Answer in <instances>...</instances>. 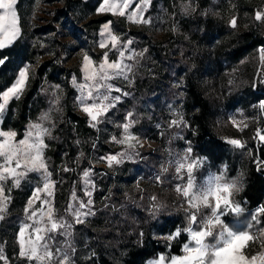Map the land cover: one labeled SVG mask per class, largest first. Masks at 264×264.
Wrapping results in <instances>:
<instances>
[{
	"label": "rangeland",
	"instance_id": "374dc122",
	"mask_svg": "<svg viewBox=\"0 0 264 264\" xmlns=\"http://www.w3.org/2000/svg\"><path fill=\"white\" fill-rule=\"evenodd\" d=\"M101 2L18 0L20 36L10 46L0 49V57L5 58V63L0 65L3 89L14 82L18 68L27 66L30 69V79L23 94L19 99L11 100L0 114V129L14 130L17 139H21L30 124L47 115L44 126L50 129V135L45 137L48 147L44 156L54 186L51 197L44 193L41 196L50 201L57 218L72 224L70 239L75 248V264L99 261L100 255L92 246L91 235H97L92 237L93 241L117 256L112 258L115 264H126L130 250L135 245L144 248L147 241L155 245L156 251L141 263L134 264H151L161 255L182 254L183 244L189 239L187 233L182 231L173 240L166 237L177 228L183 230L186 227L183 226L186 205L181 206L182 198L173 186L179 182L175 179V158L189 146L194 156L204 160L196 172L199 183H203L209 174H223L227 180L237 181L239 190H234L231 198L241 204L244 212L239 216L230 215L231 224L252 233L264 230V215L258 216L260 223L251 220L258 208L264 207V199L251 211L245 207L249 175L245 167L253 168L264 177V163H260L264 161V142L256 136L258 131L264 134V111L258 108L259 102L264 100V92L260 91L264 88V60L260 56L264 46L248 52L238 63L227 64L223 56L231 49L227 44L239 34L254 29L264 37V21L255 20V12L264 11V0H151L143 14L149 23L134 22V17L129 18L135 4L124 9L125 16H120L99 13L97 8ZM233 18L236 19L235 28L230 24ZM208 22L217 28L218 35L199 45L200 41H194L193 37L200 33L203 39ZM106 23H110L112 33L120 38L118 47L124 48V63L131 71L128 80L109 81L121 89L119 93H111L112 96L119 95L120 101L101 117V123L91 127L90 118L78 103L80 91L73 85V77L78 83H84L81 69L85 55L94 61L93 67H98L105 52H108L110 62L117 59L118 53L111 43L107 48L99 46L107 37V33L101 35ZM128 40L132 41L130 45ZM196 46H201L202 52L208 54L203 61L204 68L196 76L215 110L210 120L212 132L209 133L199 132L198 126L193 124V111L186 103L187 75L189 70L196 71L195 60L201 53ZM159 54L167 55L171 62H159ZM129 55L135 58L129 60ZM45 64L47 69L40 78L38 71ZM54 66L63 67L55 78L50 75ZM4 72L6 79H10L8 84ZM248 91L261 94L263 98H247ZM30 94L33 96L29 101V112L19 132L15 127L16 119ZM36 99L40 102L34 105ZM31 109L33 112L30 113ZM128 113H132L134 121L130 131L137 138L132 141L133 148L112 140V137H122L121 126L128 122ZM177 113L182 114L186 126H170ZM72 114L81 117L85 125L78 129L72 126ZM233 117L236 126L231 122ZM68 128L70 138L65 140ZM228 139H239L244 147L235 148L227 143ZM67 141L73 147L71 155L64 148ZM200 141L221 144L225 155L219 163L213 165L207 155L197 150ZM120 152L125 153L121 163H113L110 167L103 159ZM165 167L167 172L163 171ZM66 168L69 170L65 171ZM85 170L90 171L89 179L93 185L90 189L93 214L85 217L83 223H76L66 209L69 203L77 206L71 199L72 193L79 199H88L83 194ZM42 183L43 177L38 173H29L18 187L11 188V201L4 219L0 220V248L7 260H0V264H27L18 256L17 232L22 224L31 223L25 208L33 190ZM33 206L39 208V201L33 200ZM44 210L46 212L47 208ZM105 210L106 213L99 216V212ZM209 212L208 208L200 210L201 215ZM168 220L175 228L166 226ZM44 221L47 222L46 215ZM249 224H252L251 228ZM134 235L136 239H133ZM129 239L130 244L127 243ZM62 240L63 237L56 235L57 242ZM262 243L264 237L250 242L245 251L254 254L261 250ZM55 246L57 243L53 244ZM174 247L178 249L177 254L171 253Z\"/></svg>",
	"mask_w": 264,
	"mask_h": 264
},
{
	"label": "snow or ice",
	"instance_id": "6c2138e0",
	"mask_svg": "<svg viewBox=\"0 0 264 264\" xmlns=\"http://www.w3.org/2000/svg\"><path fill=\"white\" fill-rule=\"evenodd\" d=\"M18 0H0V49L10 46L20 36L19 18L16 5ZM151 0H102L98 5L99 13H111L125 16L124 9L135 4V8L129 18H135L134 22L149 23L144 12L150 5ZM255 20L264 21V11L255 12ZM232 27H236V19L230 21ZM107 33L106 39L100 43L101 48H107L111 43L112 49L118 53L117 59L109 61V54L105 52L98 64L93 67L94 61L88 56L83 57V81L78 83L77 78L73 77V85L80 91L77 97L81 110L90 118V126L96 127L101 123V117L105 116L110 109L114 108L120 101V96H112L111 93L121 92L109 81L123 78L128 80V72L131 71L129 65L124 63L125 51L120 45V38L114 35L110 29V23H106L101 35ZM132 41L128 40L127 44ZM261 59L264 60V49L260 51ZM135 57L129 55L127 59ZM5 63V58L0 57V65ZM29 67L17 69V76L14 82L0 90V114L6 110V106L13 99H19L23 94L30 76ZM127 95V93H122ZM58 102V98H57ZM90 102V103H89ZM258 108L264 111V100L260 101ZM47 115H42L37 122L29 125L23 138L17 139V132L11 129H0V220L4 219L7 211V204L11 201V188L18 187L29 173H38L43 177L41 186L33 190L32 197L27 201L25 212L27 219L31 223L22 224L17 232V242L19 245L18 256L24 258L27 264H75L73 253L72 224L63 218H57L53 214V207L48 199L41 196V193L51 197L53 182L51 173L48 170L44 150L48 147L45 137L50 135V129L44 126ZM122 127L123 135L121 138L112 137V140L120 145L133 148L132 141L137 138L131 133L130 128L134 121L132 113H128ZM234 126L237 125L236 119L231 118ZM185 125L182 114L177 113L175 118L170 121V126L179 127ZM256 136L264 142V134L260 131ZM227 143L235 148H243L244 145L239 139H228ZM125 156L124 152L112 154L104 157L111 167L113 163H121ZM204 160L193 155V149L189 146L182 155L175 158V179L179 181L174 187V191L182 198L181 206L185 207L187 226L182 230L177 228L174 233L166 237L173 240L184 231L189 239L183 244L181 255H161L151 264H264V243L261 250L253 253L246 252L250 242H255L264 237V230L252 233L249 230L237 231L233 228L230 215L239 216L244 212L240 203L232 200L233 191H238L237 181H229L223 174H209L203 183L197 181L196 172L200 170ZM264 163V161H260ZM69 169H65L68 171ZM164 172L168 168H163ZM90 171H83L84 196L88 199H79L76 193L71 194L72 201L77 202L74 207L72 203L67 205V211L73 216L76 223H83L84 218L93 214L91 206V181ZM11 181V184H8ZM157 181L160 177L157 176ZM155 200V197H152ZM33 200L40 203L39 208L33 206ZM45 208L47 211L45 212ZM201 208H208L210 212L201 215ZM87 209V211H83ZM47 216V222L44 216ZM264 215V207L258 208L257 212L251 216L254 223H260L258 216ZM249 228L252 224H249ZM27 233V236L25 235ZM56 235L63 237L62 241H56ZM57 246L53 247V244ZM0 260H7L0 248Z\"/></svg>",
	"mask_w": 264,
	"mask_h": 264
},
{
	"label": "trees",
	"instance_id": "16d2710c",
	"mask_svg": "<svg viewBox=\"0 0 264 264\" xmlns=\"http://www.w3.org/2000/svg\"><path fill=\"white\" fill-rule=\"evenodd\" d=\"M219 32H221V31H219ZM204 35L205 36L202 39V36L200 35V33H195V35L193 37L194 41L195 40L200 41L199 45L201 44L202 41L208 42V40H211V39L215 38L216 35H218L217 28L215 26L213 27V24L211 22L206 23V30H205ZM236 42H238V43H236ZM227 46H228V48H231V49L227 53L223 54V56L225 58V62L227 64L238 63L241 59H243L248 54V52L254 51L255 49H258V47H263L264 46V37L260 31L252 29V30L246 31L242 34H239V36H235L234 41H231L230 43H228ZM198 47L199 46H196L195 49L196 50L200 49L201 53H200V55H197V57H196L197 59L195 60V63H197L196 68H195L196 71L191 72L189 70L190 69L189 67L184 66L185 68H188V70H189L188 75H187L188 99H187L186 103H187V106L190 108V110L193 111V117H194L193 124L198 126L199 132L200 133H209V132H212L210 120H211V117L214 116L215 110H212V102L204 94L203 89L198 84V80H197V76H196V73L200 72L201 69L204 68L205 62H203V61H206V57L208 56V54L203 53L205 51L202 52L201 46H200V48H198ZM7 52H9V51H7ZM158 57H159V62H161L163 64L165 62L166 63L171 62V61H168L167 55L164 56L162 54H159ZM209 63L210 64L213 63L214 65H217V64H215L216 62L210 61ZM46 69H47V64L42 65L40 67V69L38 71L40 78L43 76ZM62 70H63V67H60V66L52 67V72L50 73L51 77L55 78V76L59 75L62 72ZM5 75L6 74L4 72V77H5ZM5 80H6V84H8L10 79H6V77H5ZM0 90H3V87L1 86V84H0ZM260 91L264 92V88L260 89ZM247 93H248L247 98H253L255 100H259V99L263 98V96L261 94H254L251 91H248ZM32 96L33 95L30 94L29 97L27 98V100L21 105V108L19 111V116L16 119L17 125L15 126L17 131H19V132H21V127L23 126V124L27 118V114L29 112L28 105L30 103L29 101L31 100ZM39 99L34 100L33 104L36 105L37 102H40ZM216 107L218 108V105ZM31 112H33L32 109L30 110V113ZM71 118L73 120L71 125L77 126V129L80 125L82 126V125H85V123H86L81 117H79L76 114H72ZM75 124H77V125H75ZM65 132H66L64 134L65 140H69L70 128H68ZM67 142L68 143L64 145V146H66L64 148L71 155L73 153V147H72V145H70L69 141H67ZM197 146H198V147H196V148H198L197 150H199L202 154L207 155L210 158L213 165L219 163L221 161V158L225 155V152L222 149L221 144L217 141H215V142H201L200 141ZM263 158H264V150H263ZM235 164H237V161L235 162ZM245 169L247 170V173H249L248 182H247L248 189L246 192L247 200L245 202V207L247 208L248 211H251L256 206L261 205L262 200L264 199V177L258 175L254 171L253 168H250V167L246 168L245 167ZM231 176L232 175L229 174V177H231ZM106 211L107 210H105L103 212H99V216L106 213ZM109 212L112 215L113 212H111L110 210H109ZM187 223H188V221H186V219H185L183 226H187ZM166 226L172 228V227H174V224H171V222L168 220L166 223ZM232 226L237 231H242V228H244V227H238L235 224H232ZM147 231H148V229H146V232ZM96 236L91 235L92 246H93L94 250H96L97 254L99 253L100 258L98 259L99 261H93V264H98V263L99 264H115V262L112 258H117V256L115 254H112V252L110 251L109 248L104 249V245H102L101 243L99 244V242H97L96 240L93 241L92 237H96ZM133 239H136V235L133 236ZM130 241H131L130 239L127 240V243L130 244ZM155 251H156L155 245L151 244L149 241L146 242V245L144 248H140L138 245H135L129 252L126 264L141 263L144 258L149 257V256L151 257ZM177 252H178V249L176 247H174L171 251L172 254H177Z\"/></svg>",
	"mask_w": 264,
	"mask_h": 264
}]
</instances>
